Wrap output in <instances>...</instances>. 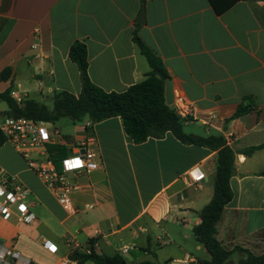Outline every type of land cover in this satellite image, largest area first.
I'll use <instances>...</instances> for the list:
<instances>
[{"label": "crops", "instance_id": "crops-1", "mask_svg": "<svg viewBox=\"0 0 264 264\" xmlns=\"http://www.w3.org/2000/svg\"><path fill=\"white\" fill-rule=\"evenodd\" d=\"M142 9L144 25L136 23ZM135 33L169 75L168 107L175 110L182 96L193 110L183 121L185 133L223 136L236 153L233 199L217 227L219 242L235 250L228 264L238 263L242 250L261 255L264 0H0V93L10 90L50 109L56 91L78 97L80 73L69 56L76 41L87 47L91 81L123 93L151 70ZM246 97L256 107L233 118ZM7 109L1 102L0 117ZM94 132L103 167L78 178L73 202L81 212L73 217L11 144L0 146V168L27 188L36 216L31 224L0 216V252L11 249L30 264H60L75 261L66 243L73 238L85 247L93 242L100 254L121 255L128 264L209 261L193 229L213 196L217 152L184 145L171 133L136 144L120 117L95 124ZM252 148L258 149L245 153ZM195 169L205 175L199 182L191 178ZM45 242L57 252H49Z\"/></svg>", "mask_w": 264, "mask_h": 264}, {"label": "trees", "instance_id": "trees-1", "mask_svg": "<svg viewBox=\"0 0 264 264\" xmlns=\"http://www.w3.org/2000/svg\"><path fill=\"white\" fill-rule=\"evenodd\" d=\"M133 41L147 58L151 70L144 81L131 86L127 91L106 92L96 86L88 73L87 47L85 43L76 41L70 48L69 56L80 73V95L77 97L67 91H56L53 108L50 109L33 99L19 104L8 90L0 93V103L5 102L8 107L3 115L52 123L66 117L73 123L90 120L94 124L120 117L126 134L136 144L152 138L160 139L171 133L184 145L216 151L217 167L213 196L199 212L200 223L194 227L193 234L211 257L209 261H202L201 264H228L235 250H228L219 242L217 227L225 207L233 199L231 179L235 174L236 153L228 146L223 136L200 137L185 133L183 120L165 102L164 83L169 75L162 61L142 42L137 33L134 34ZM255 107L252 98L246 97L245 104L239 106L233 118L245 115ZM5 142L0 132V146ZM256 149L258 148L249 149L245 153L250 154ZM261 175H264V171ZM90 245L91 254L75 253L72 259L79 262L92 261L93 264H128L121 255L109 257L96 252L93 242ZM242 251L245 256L238 261V264H264V252L261 255H254L248 250Z\"/></svg>", "mask_w": 264, "mask_h": 264}, {"label": "built area", "instance_id": "built-area-1", "mask_svg": "<svg viewBox=\"0 0 264 264\" xmlns=\"http://www.w3.org/2000/svg\"><path fill=\"white\" fill-rule=\"evenodd\" d=\"M37 38V34L35 36ZM37 48V44H34ZM11 96L22 104L26 101L16 92ZM177 115L185 121L193 113L186 99L176 98ZM74 136H65L52 122L37 121L26 117H0V132L6 142L23 157L27 167L46 188L54 195L58 204L69 217L77 216L81 210L73 202V195L80 189L78 178L91 175L103 167V158L94 132L95 124L90 120L80 122ZM58 159V161H57ZM204 174L195 169L191 178L199 182ZM27 188L13 175L0 168V216L4 220L16 218L23 224H31L36 220L27 202ZM67 245L71 254H91L90 246H82L77 240L68 238ZM44 247L51 253L57 252V246L45 242ZM22 262L30 264L19 253L4 249L0 252V264ZM60 264H76V260H66Z\"/></svg>", "mask_w": 264, "mask_h": 264}, {"label": "rangeland", "instance_id": "rangeland-1", "mask_svg": "<svg viewBox=\"0 0 264 264\" xmlns=\"http://www.w3.org/2000/svg\"><path fill=\"white\" fill-rule=\"evenodd\" d=\"M54 125L59 128L65 136H74L76 134V129L82 126L81 123H73L66 117L60 118ZM229 264H233L232 261H230Z\"/></svg>", "mask_w": 264, "mask_h": 264}, {"label": "water", "instance_id": "water-1", "mask_svg": "<svg viewBox=\"0 0 264 264\" xmlns=\"http://www.w3.org/2000/svg\"><path fill=\"white\" fill-rule=\"evenodd\" d=\"M137 24L144 25L145 24V10L142 9L139 17L137 18L136 21Z\"/></svg>", "mask_w": 264, "mask_h": 264}]
</instances>
